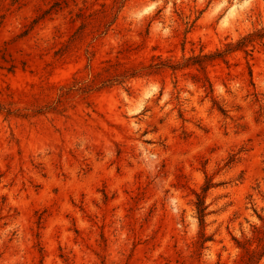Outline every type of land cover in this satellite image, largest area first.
I'll use <instances>...</instances> for the list:
<instances>
[{"label": "rangeland", "instance_id": "374dc122", "mask_svg": "<svg viewBox=\"0 0 264 264\" xmlns=\"http://www.w3.org/2000/svg\"><path fill=\"white\" fill-rule=\"evenodd\" d=\"M0 107V264H241L264 231V0H0Z\"/></svg>", "mask_w": 264, "mask_h": 264}, {"label": "trees", "instance_id": "16d2710c", "mask_svg": "<svg viewBox=\"0 0 264 264\" xmlns=\"http://www.w3.org/2000/svg\"><path fill=\"white\" fill-rule=\"evenodd\" d=\"M111 23L108 24V26H110ZM248 38L249 36L243 37L241 40H239L235 46H232L231 44L227 45V48L225 51L222 52H215L213 54H204V55H197V56H192L189 58H185L182 62H170V61H159L157 63H153V64H142L140 63V68H139V72H133L131 74H129V77H134L136 74L138 75H143L141 74L142 71L147 70V73H150V71H157L160 70L162 68H168L171 71H177L180 69H184V68H189V67H196L198 68V70H203L204 68V64L206 61H209L213 58H220L222 57L225 53L228 52H232L234 50H238L241 47H244L245 44L248 43ZM234 49V50H231ZM159 60V59H158ZM198 80L197 82H199L201 84V87L204 90H209V92H211V84L208 82V80L205 78V80H201L200 78L196 77ZM120 79V75H116V78L114 80H112V82L114 81H118ZM0 111H3V108L0 107ZM220 112H222L221 110H219ZM6 114H10L11 111L6 110L5 111ZM207 189V187H205L203 189L202 192H205ZM195 209H196V215L198 217V221L199 224L202 225L203 224V219L205 217V209L206 207L204 206V201H203V197L200 195H196V203H195ZM263 229H264V222H263ZM254 238H252V241L250 240H246L245 243L239 242L237 240H234L237 248H239L242 252V255L240 257V262L241 264H258L259 261L261 260V258L264 256V231H261L259 228H254ZM256 243L255 246H251V244Z\"/></svg>", "mask_w": 264, "mask_h": 264}]
</instances>
